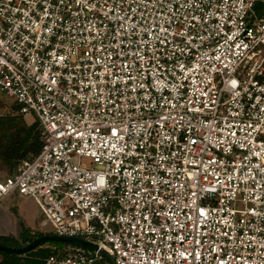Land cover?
<instances>
[{
	"label": "built area",
	"instance_id": "1",
	"mask_svg": "<svg viewBox=\"0 0 264 264\" xmlns=\"http://www.w3.org/2000/svg\"><path fill=\"white\" fill-rule=\"evenodd\" d=\"M257 1L0 0V92L43 131L0 202L32 198L116 264H264Z\"/></svg>",
	"mask_w": 264,
	"mask_h": 264
},
{
	"label": "trees",
	"instance_id": "2",
	"mask_svg": "<svg viewBox=\"0 0 264 264\" xmlns=\"http://www.w3.org/2000/svg\"><path fill=\"white\" fill-rule=\"evenodd\" d=\"M258 15L264 16V0H258L255 5ZM15 104V113L0 116V170H4L9 176L17 173L18 167L25 160H33L40 153L43 146V131L38 119L29 123L24 114L19 113L20 106ZM24 228L22 245H26L34 235ZM0 242L6 245L18 246L19 241L12 236L0 237ZM42 246V245H41ZM41 246L36 247L40 248ZM74 246H80L74 244ZM34 251L30 250L27 253ZM42 255L49 257L52 254H60L59 250L41 249ZM19 256L16 253H7ZM45 264V263H44Z\"/></svg>",
	"mask_w": 264,
	"mask_h": 264
},
{
	"label": "crops",
	"instance_id": "3",
	"mask_svg": "<svg viewBox=\"0 0 264 264\" xmlns=\"http://www.w3.org/2000/svg\"><path fill=\"white\" fill-rule=\"evenodd\" d=\"M7 176L9 175L6 171L0 170V181ZM24 228L30 230V237L34 235L30 241L41 235L55 234L51 225L43 222L41 210L35 200L16 194L8 196L0 202V237L12 236L20 244L14 247L24 246L22 245ZM47 242L42 243L40 248H35L30 253L18 254V257L9 255L7 254L8 252L0 251V264H44L48 257L42 255L41 249L43 248L59 250V255L65 253L66 248H59L55 245L47 244Z\"/></svg>",
	"mask_w": 264,
	"mask_h": 264
},
{
	"label": "water",
	"instance_id": "4",
	"mask_svg": "<svg viewBox=\"0 0 264 264\" xmlns=\"http://www.w3.org/2000/svg\"><path fill=\"white\" fill-rule=\"evenodd\" d=\"M50 240L61 241V242H66V243H71V244H79L84 247L90 248L92 250H98V252L101 255H103L105 258H107L111 264H116L110 252H108L104 248H100L97 243L89 241V240H85L79 237L60 236L56 234L38 236L34 238L32 241H30L29 243H27L26 245L20 246V247H14V246L6 245L0 242V251H4L8 253L23 254V253L29 252L30 250L35 249L36 247L40 246L42 243L46 241H50Z\"/></svg>",
	"mask_w": 264,
	"mask_h": 264
},
{
	"label": "rangeland",
	"instance_id": "5",
	"mask_svg": "<svg viewBox=\"0 0 264 264\" xmlns=\"http://www.w3.org/2000/svg\"><path fill=\"white\" fill-rule=\"evenodd\" d=\"M14 107H15L14 100L11 99L6 94L0 92V116L9 115V114L15 113L16 110H15ZM26 118H27L29 123H32L35 120V117L33 115H31V114L26 115ZM42 217H43V215H42ZM52 229H53V227H52ZM47 244H52V245H55V246H57L59 248H66V249L68 247L70 248V247L74 246V244L61 242V241H48Z\"/></svg>",
	"mask_w": 264,
	"mask_h": 264
}]
</instances>
